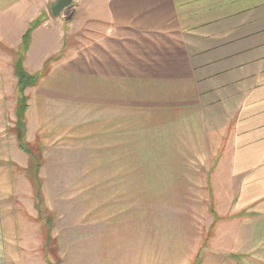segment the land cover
<instances>
[{"label": "rangeland", "instance_id": "374dc122", "mask_svg": "<svg viewBox=\"0 0 264 264\" xmlns=\"http://www.w3.org/2000/svg\"><path fill=\"white\" fill-rule=\"evenodd\" d=\"M76 2L80 10L100 11L103 4ZM42 3L50 4L45 12L54 17L47 0H38L33 11ZM25 46L0 45L1 85L12 93L0 113V264H247V253L229 255L228 242L243 223L235 218L238 208L229 194L215 197L211 185L217 176V192L222 189L229 154L237 159L236 170L247 164V147H235L247 135L215 125L240 117L237 107L212 117L207 112L217 103L201 95L180 101L188 99L182 94L190 97L184 89L170 101L147 100L146 94L132 103L87 90L67 98L52 82L42 96L27 99L17 75ZM84 47L76 45L81 65ZM146 47L139 45L141 54ZM60 69L54 67L55 73ZM174 72L155 66L158 81ZM75 83L56 84L82 91V83ZM181 102L194 105L195 113L166 108ZM26 104L51 110L27 115Z\"/></svg>", "mask_w": 264, "mask_h": 264}, {"label": "crops", "instance_id": "0c3cea01", "mask_svg": "<svg viewBox=\"0 0 264 264\" xmlns=\"http://www.w3.org/2000/svg\"><path fill=\"white\" fill-rule=\"evenodd\" d=\"M47 1H55L53 7L59 0ZM76 1L61 17H52L45 12L47 3L33 11L38 0H0V45H26L25 70L41 75L27 87V99L42 96L45 83L52 82V88L67 98L87 90L93 96L132 103L146 94L147 100L170 101L184 89L190 97L182 94L188 99L180 101L210 96L218 106L207 112L212 117H224L237 107L240 117L231 114L226 125L225 118L215 125L225 126L231 134L236 131L239 137L247 135L235 145L237 150L247 147V164L236 170L237 159L229 154L222 189L217 192V157L212 193L215 197L229 194L238 208L235 218L243 221L228 242L229 255L247 253V264H264V0H102L100 11L80 10L81 1L79 5ZM76 45H85L82 65L76 61ZM139 45H147L146 52L141 54ZM59 66L55 73L54 67ZM155 66L175 67V72L161 76L165 78L159 84ZM5 78L0 74V113L6 112L4 99L12 97L8 87L1 85ZM70 81L82 83V91L69 92L56 84ZM181 81H187V89ZM210 100L204 102L208 105ZM166 106L179 114L187 107L196 108L183 102ZM23 107L27 115L34 109L51 110L43 105ZM25 124L27 138L29 121Z\"/></svg>", "mask_w": 264, "mask_h": 264}, {"label": "trees", "instance_id": "16d2710c", "mask_svg": "<svg viewBox=\"0 0 264 264\" xmlns=\"http://www.w3.org/2000/svg\"><path fill=\"white\" fill-rule=\"evenodd\" d=\"M17 75L19 76V79H20V85L23 88H27L28 86L34 85L35 83L38 82V80L40 79V76H41L40 74L35 75L33 77L28 76L27 73L24 71L22 62L20 64H18V66H17ZM25 110H26V108L23 107L22 113L25 114Z\"/></svg>", "mask_w": 264, "mask_h": 264}, {"label": "water", "instance_id": "95a60500", "mask_svg": "<svg viewBox=\"0 0 264 264\" xmlns=\"http://www.w3.org/2000/svg\"><path fill=\"white\" fill-rule=\"evenodd\" d=\"M73 0H59L52 7V12L54 15H59L63 11V9L69 5H71Z\"/></svg>", "mask_w": 264, "mask_h": 264}]
</instances>
